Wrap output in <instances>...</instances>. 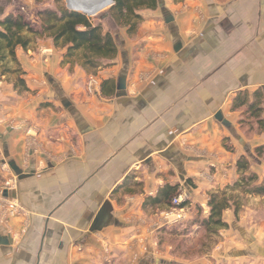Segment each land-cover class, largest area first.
<instances>
[{"label":"crops","instance_id":"obj_1","mask_svg":"<svg viewBox=\"0 0 264 264\" xmlns=\"http://www.w3.org/2000/svg\"><path fill=\"white\" fill-rule=\"evenodd\" d=\"M13 4L0 0V18ZM136 14L132 32L98 20L117 55L96 72L62 64L47 40L16 49L27 92L0 82V264H264L263 197L225 211L227 229L187 260L163 231L166 206L146 203L171 187L184 221L206 216L242 156L264 179V133L232 110L259 94L264 119V0H157Z\"/></svg>","mask_w":264,"mask_h":264},{"label":"trees","instance_id":"obj_2","mask_svg":"<svg viewBox=\"0 0 264 264\" xmlns=\"http://www.w3.org/2000/svg\"><path fill=\"white\" fill-rule=\"evenodd\" d=\"M114 5L109 7L108 17L117 27H128L132 32L141 21L136 14L139 10H154L157 0H112ZM50 41L55 49L63 51L62 64L79 66L88 73L96 72L104 67L105 62L115 59L117 48L108 33H104L98 23L92 22L83 14L69 11L62 6L56 9H38L30 18L22 8H13L7 15L0 18V82L12 85L18 93L27 92L24 72L16 58V49L23 51L32 49L38 41ZM243 109L239 124L249 129L256 126L258 134L264 133V119L262 117V98L254 94L249 101L246 92L238 93L232 100V110ZM254 154L264 159V145L257 147ZM239 176L232 186L222 192L207 194L208 213L202 215L199 208L191 220L181 221L164 227L163 231L171 233L181 240L197 237V245L201 249L216 243L219 231L226 230L223 213L232 209L235 216L240 210L238 196H257L264 198V179L259 182L258 177L249 172V162L240 157L235 163ZM177 196L174 188L166 187L159 196L147 199L150 205L162 204L167 210L171 201ZM187 207L182 202L179 208ZM195 227V229H194ZM182 231V233H180ZM189 233L186 237L183 235ZM186 237V238H185ZM195 239V238H194Z\"/></svg>","mask_w":264,"mask_h":264},{"label":"rangeland","instance_id":"obj_3","mask_svg":"<svg viewBox=\"0 0 264 264\" xmlns=\"http://www.w3.org/2000/svg\"><path fill=\"white\" fill-rule=\"evenodd\" d=\"M14 4L10 7V11H12V9L18 7V8H22L24 13H26L30 18H32L33 13L38 10V9H43V8H52V9H56L59 7H63L65 9H67V6L69 8L73 7L76 8L74 6V2H71V0H13ZM2 4L5 6V0H2ZM7 7V6H6ZM78 9V8H77ZM68 10V9H67ZM80 11H83L81 9H79ZM109 8H105L104 10H102L101 12H99L96 15H91L86 13L87 15H90L92 17H88L92 22L94 23H98V20L103 21L105 26H110L112 23V21L110 20V18L107 15ZM81 13V12H80ZM106 15V16H104ZM102 17H104L105 19H103ZM95 20V21H94ZM100 24V23H98ZM73 67V66H71ZM233 183L230 185L232 186ZM229 187V186H228ZM247 197H242L241 195L238 196L239 198V202L241 204V208L239 211L242 210V207L245 206L246 202H247ZM264 202V200H263ZM182 233V231L180 232ZM184 236H188L189 233L184 234ZM171 236H174L171 233ZM185 237V238H186ZM200 236H198L199 238ZM173 239V238H172ZM190 239V238H189ZM188 238H186V240H176V241H172L170 242V245H172V247H176V245H179L180 248V254L182 256L185 257V259L187 260V258H195V256L203 254V249H201L199 247V245H197V238H195L194 240L188 241ZM213 245H211L210 247H212Z\"/></svg>","mask_w":264,"mask_h":264},{"label":"built area","instance_id":"obj_4","mask_svg":"<svg viewBox=\"0 0 264 264\" xmlns=\"http://www.w3.org/2000/svg\"><path fill=\"white\" fill-rule=\"evenodd\" d=\"M13 184L10 182H6L4 184V187H12ZM185 199H181L180 196H177L175 198L172 199L171 201V207L163 214L164 220L170 224L173 225L175 223L184 221L185 219V208H179V205L184 202ZM12 208V207H10Z\"/></svg>","mask_w":264,"mask_h":264},{"label":"water","instance_id":"obj_5","mask_svg":"<svg viewBox=\"0 0 264 264\" xmlns=\"http://www.w3.org/2000/svg\"><path fill=\"white\" fill-rule=\"evenodd\" d=\"M88 5L91 9V13L93 15H96L99 12H101L102 10H104L105 8H109V7L113 6L114 2L112 0H89ZM67 9L69 11L79 13L76 10L70 9L68 6H67ZM80 14H83V13H80ZM83 15H85L86 17H92V16L86 15V14H83ZM104 16H106V15H104Z\"/></svg>","mask_w":264,"mask_h":264},{"label":"bare ground","instance_id":"obj_6","mask_svg":"<svg viewBox=\"0 0 264 264\" xmlns=\"http://www.w3.org/2000/svg\"><path fill=\"white\" fill-rule=\"evenodd\" d=\"M88 1H89V0H71V2H74V6H75L76 8L71 7L70 9H72V10H76V11H78L79 13L81 12V13H83V14L88 13V14H91V15L93 16V14L91 13V9H90V7H89V5H88ZM77 8H78V9H77ZM79 9H81V10H83V11H80ZM86 15H87V14H86Z\"/></svg>","mask_w":264,"mask_h":264}]
</instances>
